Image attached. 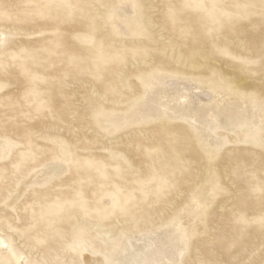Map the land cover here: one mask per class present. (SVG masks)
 Instances as JSON below:
<instances>
[{
	"label": "rangeland",
	"instance_id": "1",
	"mask_svg": "<svg viewBox=\"0 0 264 264\" xmlns=\"http://www.w3.org/2000/svg\"><path fill=\"white\" fill-rule=\"evenodd\" d=\"M0 33V264H264V0H0Z\"/></svg>",
	"mask_w": 264,
	"mask_h": 264
},
{
	"label": "bare ground",
	"instance_id": "2",
	"mask_svg": "<svg viewBox=\"0 0 264 264\" xmlns=\"http://www.w3.org/2000/svg\"><path fill=\"white\" fill-rule=\"evenodd\" d=\"M2 41L1 39V33H0V42ZM6 153V148L3 143L0 142V156ZM1 245L4 248H8L9 245L5 242L2 241ZM24 258H21L20 264H25L23 261ZM81 262L82 264H103L104 259L101 256L98 255H93V254H82L81 255Z\"/></svg>",
	"mask_w": 264,
	"mask_h": 264
},
{
	"label": "snow or ice",
	"instance_id": "3",
	"mask_svg": "<svg viewBox=\"0 0 264 264\" xmlns=\"http://www.w3.org/2000/svg\"><path fill=\"white\" fill-rule=\"evenodd\" d=\"M260 223H261L262 226H264V217H262L260 219ZM109 264H118V262H116V261H110Z\"/></svg>",
	"mask_w": 264,
	"mask_h": 264
}]
</instances>
